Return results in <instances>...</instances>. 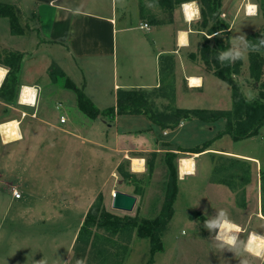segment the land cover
Returning <instances> with one entry per match:
<instances>
[{"label":"crops","instance_id":"0c3cea01","mask_svg":"<svg viewBox=\"0 0 264 264\" xmlns=\"http://www.w3.org/2000/svg\"><path fill=\"white\" fill-rule=\"evenodd\" d=\"M7 1L21 9L20 22L25 27V32L12 33L8 17L0 16V52L1 49H5L22 54L13 98L5 99L0 96V122L17 119L23 136L21 139H23L24 125L39 123L53 125L52 112L48 109L55 107L56 110H60L59 121L61 116L66 118L65 122L60 121L59 124L66 123L71 120L70 117H73L79 119L82 124L95 125L101 128L100 134L103 140H110V137L114 136L113 142L118 150L131 151L136 149L137 147L133 146L138 144V151L150 152V156L154 160L158 159L162 167V154L168 151L185 152L194 157L195 172L181 177L179 158L178 182L197 173H201L200 177L206 176V182H209L210 171L217 169L225 173L224 177L222 174L211 180V184H206L213 187L210 191L216 192V197L219 199L215 198L216 204L225 203L231 210L245 213L246 217L243 220L238 219L237 216H229L233 222L241 226L242 231L251 217L256 215L264 220V207L261 208L264 204V195L257 194L253 174V180L249 184L245 178V181L242 179L243 174L239 173L237 176L235 168L227 166L232 165V161L223 162L220 158L232 157L237 160L235 164L242 163L250 166L253 172L254 167L251 163H256L258 166L260 163V159L254 153L228 149L221 143L229 138L234 143L254 139L258 135L261 136V128L256 135L234 140L228 133L219 135L225 130L226 118L214 121L198 118L183 119L174 128H162L143 111L119 113L117 109L119 93L127 90H141L146 94L147 106H152L156 111L169 112L175 108L232 110V88L215 74L213 67L206 65L202 55L203 50L206 49L204 46L212 48L220 42L217 40L220 35L213 36L217 32H226L227 43L230 46L233 43H240L234 40L237 36H245L248 42L255 43L253 37L264 24V7L259 6L260 0H221L218 5V15L215 19L208 16L206 26L203 25L202 12L199 19L191 23L186 22L183 3L173 10H168V7L163 9L152 0H126L125 6L124 0H119L120 3L117 6H114V0H110L107 11L99 13L92 8L93 0ZM83 2H86V5H82ZM197 2L199 11H202V3L199 0ZM248 3L259 6L257 15H247L245 8ZM203 9L208 12L207 7L204 6ZM165 12L166 15L162 16ZM222 23L226 26L222 27ZM213 24L217 25L219 30L211 33L209 29ZM180 30L187 32V41L183 44H180L179 40ZM262 35L264 36V30ZM251 53L248 52L240 61L242 69L237 67L238 70L235 71L234 76L246 71V79L251 77L249 72ZM261 55L264 57V54ZM52 63L57 64L100 110L113 107L114 112L102 113L95 118L88 116L78 107L77 94L74 89L66 86L65 77L59 76L56 80L51 78L49 68ZM84 63L89 67L84 66ZM0 65L4 66L8 72L6 65L1 63ZM38 66L39 69L35 73L43 76L41 80H37L38 77H35V80L29 78L27 75L29 68L37 69ZM97 67L110 68L112 73L102 76L89 71V68L94 70ZM191 76L201 77L202 82L191 85L189 82ZM24 84L35 87L37 92L35 104L21 102L20 95ZM66 89L70 92H66ZM72 91L75 95L71 93ZM55 95H57L55 103H51ZM145 107L141 109L145 110ZM129 116L139 117L140 124L118 129L117 122L122 117ZM100 120L107 123L109 128ZM188 123H195L193 124L195 130L212 127L213 133L208 139L196 145L185 144L182 140L186 138V134L182 136L181 129H184ZM160 129L163 130L162 134ZM171 134L174 136L177 134V137L168 138L167 136ZM261 138L264 139V136L262 135ZM127 140L133 144H124ZM260 144L264 147L263 142ZM195 147H204V149L200 152L179 150ZM141 158L145 159L146 169V157ZM155 167L153 161V170ZM179 194L180 191L177 196ZM16 199L18 198L11 193L9 203L15 202ZM235 214L238 213L235 212ZM251 230L264 235V232L257 229L251 228ZM3 248L4 246L0 248V257L6 254ZM67 253L65 252L61 264H64Z\"/></svg>","mask_w":264,"mask_h":264},{"label":"rangeland","instance_id":"374dc122","mask_svg":"<svg viewBox=\"0 0 264 264\" xmlns=\"http://www.w3.org/2000/svg\"><path fill=\"white\" fill-rule=\"evenodd\" d=\"M0 2L9 3L7 0ZM119 3V0H114V6ZM91 4L93 10L104 13L110 0H93ZM82 5H86V2ZM259 6L264 7V0H260ZM165 15L166 12L162 13V16ZM221 26L225 27L226 24L222 23ZM263 26L264 24L260 26L256 34L263 33ZM257 39L253 38L255 43ZM217 40L227 43L226 32ZM1 50L4 54L5 49ZM259 54H264V50ZM84 66L89 67L86 63ZM239 67L242 69L240 64ZM29 69V78L35 80L38 77L37 80H41L43 76L35 73L39 66L37 69ZM89 71L102 76L112 73L110 68L104 67L94 70L89 68ZM246 75L244 71L235 78L244 94L250 93L254 98L264 90V71L258 80L250 76L246 79ZM66 92L69 93L70 90ZM41 93L44 94L42 91ZM71 93L75 95L73 91ZM56 97L57 95L50 102L55 103ZM48 110L52 112L53 125H24L23 139L8 144L0 139V248L4 246L6 253L0 257V263L37 264L43 260L46 264H61L65 252H68L64 264H77L78 260H83L84 264H240L241 259H246L248 264H264V258L248 253L220 251L212 242L214 233L210 234L204 227V221L214 216L219 209H225L229 216H237L240 220L246 217L239 210H231L228 204H216V199L219 200L216 192L210 191L213 187L206 184H211V180L222 174L224 177L225 173L217 169L209 173L211 182H206V176L200 177L201 173L178 182L180 194L162 238L163 249L154 255L151 254L150 241L140 238L135 230H121L112 234L92 226L83 229L82 235L77 239L86 213L93 204L99 203L101 210L122 220L156 216L164 198L162 182L165 169L156 159L153 160L156 167L150 173V160L153 157L150 152L138 151V144L131 151L118 150L113 142L114 136L110 140L101 138V128L82 124L73 117L66 123L59 124L60 110L55 107ZM140 120L135 116L122 117L117 122V127L126 129L139 125ZM102 123L107 126V123ZM193 124L195 123H188L181 129V135L186 134L182 142L191 146L205 141L213 133L212 127L195 130ZM261 132V136H264V126L261 127ZM173 136L171 134L167 137L174 139L177 134ZM261 136L235 143L229 138L221 143L228 149L254 153L260 163L259 166L251 163L253 172L250 166L235 164L237 160L232 157H220L223 162L232 161L233 164L227 166L235 168L237 176L239 173L243 174L242 179H246L249 184L253 180V174V182L260 196L264 195V147L260 144L264 143V139ZM124 144L133 143L127 140ZM127 154L146 157V169L133 171L130 159L125 157ZM179 155L189 156L185 152H180ZM177 176L179 178L178 171ZM13 187L18 188L22 196L9 203ZM115 190L137 196L133 210L112 207ZM251 228L264 232V220L256 215L251 217L250 222L244 225L241 240H247Z\"/></svg>","mask_w":264,"mask_h":264},{"label":"trees","instance_id":"16d2710c","mask_svg":"<svg viewBox=\"0 0 264 264\" xmlns=\"http://www.w3.org/2000/svg\"><path fill=\"white\" fill-rule=\"evenodd\" d=\"M155 4L163 9L168 10L181 5L188 0H152ZM202 3L203 25H208V16L215 19L218 15V5L221 0H199ZM207 7L206 12L203 7ZM171 12V11H170ZM21 9L12 3L0 2V16L8 17L10 21L11 31L14 34H23L25 27L20 22ZM216 24V23H215ZM213 24L209 31L211 33L219 30L217 25ZM262 34L254 35V39L261 38ZM206 47L203 50V59L206 65L215 69V74L222 80L227 82L232 88L233 109L232 110H209V109H187L175 108L171 111H156L152 106H147L145 100V92L141 90H127L118 94L117 106L119 113H147L150 119L160 125L162 128H174L183 119L198 118L204 121H214L219 118H226L225 130L219 133L230 134L234 140L244 139L249 136L256 135L259 129L264 126V90H261L258 96L246 98L238 80L234 73L240 61L229 67H222L217 61L216 56L220 51L231 47L229 43L220 41L216 46ZM22 54L16 51L4 50L0 52V63L8 67L6 78L0 86V96L5 99H12L17 85V73L20 68ZM236 65V66H235ZM264 57L259 52H252L250 55V75L254 79H260L263 74ZM50 76L56 80L59 76L65 77V84L75 90L78 97V107L88 116L95 118L102 113H113L114 108L110 107L100 110L91 99H89L84 91L79 88L70 77L66 76L64 71L55 63L49 68ZM146 106V107H145ZM145 107V110L141 108ZM204 147L180 148V151L200 152ZM155 155V153H152ZM178 152L168 151L161 156V161L165 167V175L163 176L162 189L164 190V198L161 210L154 217H130L125 220L116 217L106 210H101L100 204H93L83 220L82 227L77 239L82 235V230L92 226L104 229L113 233L123 231L134 232L140 238L148 239L151 243V254L154 255L163 249L162 238L174 214V203L177 199L179 186L177 176V158H180ZM153 160H150V173L153 171Z\"/></svg>","mask_w":264,"mask_h":264},{"label":"clouds","instance_id":"9594fccd","mask_svg":"<svg viewBox=\"0 0 264 264\" xmlns=\"http://www.w3.org/2000/svg\"><path fill=\"white\" fill-rule=\"evenodd\" d=\"M126 0H124V6ZM123 6V7H124ZM151 7V5H149ZM186 9L185 21L188 23L193 22L200 17L199 6L197 0H189V3L183 6ZM259 11L257 4H249L247 15L255 16ZM222 35L221 32L214 33L213 36ZM234 40L240 43H233L231 47L226 50L220 51L216 59L222 67H229L237 61L245 58L248 52H260L264 49V36L257 39L256 43H250L245 36H237ZM251 99L249 93L246 97ZM204 227L211 233H214L212 242L220 250H228L239 254L241 252L248 253L252 256L264 258V235L259 233H252L249 235L247 241L241 240V228L235 224L230 218L225 209H219L214 216L209 217L204 221ZM37 264H46L45 261L40 260ZM77 264H84L83 260H78ZM240 264H248L246 259H241Z\"/></svg>","mask_w":264,"mask_h":264},{"label":"bare ground","instance_id":"6f19581e","mask_svg":"<svg viewBox=\"0 0 264 264\" xmlns=\"http://www.w3.org/2000/svg\"><path fill=\"white\" fill-rule=\"evenodd\" d=\"M188 1H185L183 3V6L188 4ZM198 4V2H197ZM250 3L247 5L249 6ZM252 4V3H251ZM199 6V5H198ZM184 11L186 12V9L183 7ZM201 12V11H200ZM180 44H183L187 41V32L185 30H180ZM7 72V69L4 66L0 65V84L2 83V80ZM189 82L191 85H197L202 82V78L199 76H191L189 78ZM36 89L34 86L30 84H24L22 87V94L20 97V100L22 103H36ZM0 137L2 139V142L5 144L15 142L17 140H20L23 136L20 129V123L17 119H9L6 121L0 122ZM126 158L130 159L132 163V169L133 171H143L144 170V161L141 159V157L138 156H130L129 154L125 155ZM179 171L181 174V177H184L188 173H194L195 172V160L192 155L189 156H181L179 159ZM235 223V222H234ZM237 224V223H235ZM240 228L241 226L237 224ZM242 230V228H241ZM252 233H259L254 230H251L248 234L247 240L249 238V235ZM260 235H263L259 233ZM246 240V241H247Z\"/></svg>","mask_w":264,"mask_h":264},{"label":"water","instance_id":"95a60500","mask_svg":"<svg viewBox=\"0 0 264 264\" xmlns=\"http://www.w3.org/2000/svg\"><path fill=\"white\" fill-rule=\"evenodd\" d=\"M137 196L121 190L113 192L112 207L116 209L131 211L133 210Z\"/></svg>","mask_w":264,"mask_h":264},{"label":"built area","instance_id":"2783aa9c","mask_svg":"<svg viewBox=\"0 0 264 264\" xmlns=\"http://www.w3.org/2000/svg\"><path fill=\"white\" fill-rule=\"evenodd\" d=\"M247 10H248V5L246 6L245 8V12L247 13ZM21 94H22V90H21ZM37 94V92H36ZM21 96V95H20ZM60 121L61 122H65L66 121V118L65 116H61L60 117ZM143 161H144V170H145V159L144 158H141ZM12 194L15 198H20L22 196L21 192L16 188V187H13V190H12Z\"/></svg>","mask_w":264,"mask_h":264}]
</instances>
